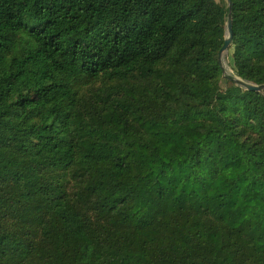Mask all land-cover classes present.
Wrapping results in <instances>:
<instances>
[{
    "label": "trees",
    "instance_id": "trees-1",
    "mask_svg": "<svg viewBox=\"0 0 264 264\" xmlns=\"http://www.w3.org/2000/svg\"><path fill=\"white\" fill-rule=\"evenodd\" d=\"M231 1L263 84L264 0ZM227 12L0 0V264H264V95L219 89Z\"/></svg>",
    "mask_w": 264,
    "mask_h": 264
},
{
    "label": "rangeland",
    "instance_id": "rangeland-1",
    "mask_svg": "<svg viewBox=\"0 0 264 264\" xmlns=\"http://www.w3.org/2000/svg\"><path fill=\"white\" fill-rule=\"evenodd\" d=\"M217 2H222L224 5H227L226 0H215ZM232 46L229 47V49L224 53V56L222 57V66H223V70L221 72V78L219 80L218 86L219 89L221 91H224L225 89L229 88V87H237L239 85H237L233 80L231 82H229V80H225L224 76H236L235 72L233 70V61H232ZM226 60V61H225ZM101 83H103L102 79H98L96 81H93L89 84H87L86 86H83L82 90H86V89H93L96 87H99L101 85ZM83 82L80 83V86H82ZM262 95H264V90L262 91ZM86 214L88 216H90L92 222H97L98 218L95 215V213L93 211L87 210ZM11 221L10 219H6L4 217H0V230L7 228L8 226H10Z\"/></svg>",
    "mask_w": 264,
    "mask_h": 264
},
{
    "label": "water",
    "instance_id": "water-1",
    "mask_svg": "<svg viewBox=\"0 0 264 264\" xmlns=\"http://www.w3.org/2000/svg\"><path fill=\"white\" fill-rule=\"evenodd\" d=\"M226 2H227L228 12H227V16H226V22H225V25H224V27H225L224 43H223L221 49L218 52V63H219V65H220L222 70H223L222 57H223L224 53L231 46L232 36H233V32H232V13H231L232 1L231 0H226ZM232 79L237 85H239L240 87H242V88H244L246 90L256 91V92H259V93H262V91L264 90V83L263 84H253V83L247 82V81H245V80H243V79H241L240 77H237V76H232Z\"/></svg>",
    "mask_w": 264,
    "mask_h": 264
},
{
    "label": "bare ground",
    "instance_id": "bare-ground-1",
    "mask_svg": "<svg viewBox=\"0 0 264 264\" xmlns=\"http://www.w3.org/2000/svg\"><path fill=\"white\" fill-rule=\"evenodd\" d=\"M224 56V55H223ZM226 61V60H225ZM223 64V63H222Z\"/></svg>",
    "mask_w": 264,
    "mask_h": 264
}]
</instances>
